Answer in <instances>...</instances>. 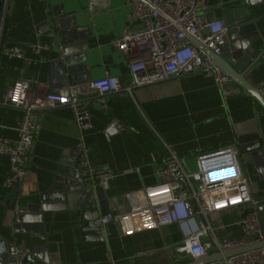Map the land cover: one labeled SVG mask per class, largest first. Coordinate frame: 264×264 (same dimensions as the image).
<instances>
[{"label":"crops","instance_id":"0c3cea01","mask_svg":"<svg viewBox=\"0 0 264 264\" xmlns=\"http://www.w3.org/2000/svg\"><path fill=\"white\" fill-rule=\"evenodd\" d=\"M208 20L224 18L240 0H207ZM258 28L264 25V0L247 6ZM132 0H110L106 9H89V0H8L5 19L0 1V136L9 141L18 138L17 128L23 111L5 103L7 89L17 81H27L31 89L71 93L53 81L51 62L60 47L50 49L52 38L47 25L56 21L77 23L86 33L77 43L83 53V74L90 81L104 76L118 77L127 86L130 76L124 54L115 46L123 30L135 29L131 19ZM234 23H238L232 14ZM261 17V18H260ZM4 20V22L2 21ZM230 30V29H229ZM1 31V30H0ZM264 33V32H263ZM19 48L11 49L9 44ZM239 40L230 31L223 52L229 53ZM44 47L35 51L33 45ZM264 39L256 43L261 51ZM17 47V46H16ZM252 82L264 84V63H260ZM232 86L240 87L232 81ZM242 89V88H241ZM227 99L222 97L215 80L202 73L172 78L133 89L131 93L109 96L107 108L92 105L91 127L80 130L74 112L68 106H57L40 114L38 131L30 155L28 173L19 185L20 202L39 203L43 193L51 191L59 167L73 169L81 160L84 148L90 165L110 171L113 177L107 189L98 181L93 186L92 206L103 220L102 238H86L81 230L79 211L68 207L43 214V233L15 231L5 186L10 171L8 155L0 153V236L8 246L31 251L39 245L40 253L48 252L50 264H183L190 261L181 249L183 235L177 224L122 234L112 218L129 210L126 194L157 183L160 160L169 150L183 160L188 170L197 169V154L232 147L241 135L257 133L264 139V106L242 89ZM243 174L250 180L254 197L264 199V156L255 155L239 161ZM62 175V174H61ZM62 177H64L62 175ZM241 208H231L209 215L219 238H238L245 232L238 222ZM44 238H41L40 236ZM41 264H44L41 262Z\"/></svg>","mask_w":264,"mask_h":264},{"label":"built area","instance_id":"2783aa9c","mask_svg":"<svg viewBox=\"0 0 264 264\" xmlns=\"http://www.w3.org/2000/svg\"><path fill=\"white\" fill-rule=\"evenodd\" d=\"M5 19L8 0H0ZM110 0H89V9H106ZM131 19L138 23L135 29H124L115 41L127 63L130 83L124 86L118 77L106 75L90 81L91 93L79 95L46 92L38 94L27 81H17L5 93V103L23 111V119L17 128L18 138L9 141L0 136V153L9 156L10 171L5 182L8 190L19 186L26 178L30 155L38 131L40 114L57 106H68L74 112L80 130L91 127L92 105L107 108L109 96L114 93H131L133 89L193 73L212 77L222 97L241 94L240 87L232 86V79L217 67L205 51L193 43L196 39L217 55L223 53L229 28L224 18L208 20L207 0H132ZM4 22V20H2ZM4 23L0 29L2 40ZM35 51L44 49L33 45ZM264 60V44L262 48ZM264 97V84L258 88ZM79 167L85 180L107 189L113 177L107 170L92 167L86 158ZM197 169L188 170L179 155L169 150L161 158L157 171V183L129 192L126 200L129 210L112 218L122 234L144 229H156L167 224L178 225L183 241L180 249L190 258L222 251L227 248L249 246L264 241V222L258 219L250 180L243 174L238 154L232 147L197 154ZM234 165V175L208 180V173ZM231 190L228 197L214 195L221 187ZM246 191L248 199L234 197ZM241 208L238 222L245 234L238 238H219L216 227L209 219L213 212ZM103 222V220H102ZM199 247L200 251L194 249ZM25 249L10 253L13 260L24 256ZM212 264H264V247L248 250Z\"/></svg>","mask_w":264,"mask_h":264},{"label":"water","instance_id":"95a60500","mask_svg":"<svg viewBox=\"0 0 264 264\" xmlns=\"http://www.w3.org/2000/svg\"><path fill=\"white\" fill-rule=\"evenodd\" d=\"M240 3L242 5L231 7L226 11L227 26L230 29L231 39H237L239 43L246 42L247 47L239 48L235 46L229 53L223 52L221 55H217L196 39L192 38V41L202 48L214 64L226 73L232 81L240 85L246 93L255 97L264 106V97L252 82L254 72L259 70L258 65L264 63L263 52L255 46L258 40L264 39V25L258 28L248 12L247 6L255 3V0H240ZM232 14L238 18V23H234L235 17ZM47 26L46 33L52 38L50 49L55 51L56 45L60 47L59 52L56 53V58L51 62L53 81L58 83L59 88H69L72 92L81 94L86 93L84 82L87 80V75L80 73L84 69L85 57L83 53L78 51L79 45L77 43L86 33L79 32L75 22L56 21L54 24H48ZM9 47L14 50L16 48L20 49L18 45L13 43L9 44ZM237 141L236 144L232 145V148L237 152L239 161L241 157L248 161L255 155L264 156V139L257 133L241 135L237 138ZM82 158H84V155ZM79 162L77 160L73 169L59 167L51 191L43 193L39 203L29 202L23 204L20 202L19 186L10 190L9 208L13 213L17 233L22 231L43 233V214L68 207L72 211H79L82 219L80 228L82 231L87 232L85 233L86 238H102L104 228L102 217L99 211L92 206L95 198L94 188L82 175ZM255 209L262 224L264 222V199L257 202ZM40 237L44 238L43 236ZM260 247H264V241L193 257L183 264H212L226 257ZM16 249L17 247L14 245L8 246L5 239L0 236V264H41V262L50 264L51 262L48 252L43 255L40 253L39 245H34L31 251H26L23 257L13 260L10 253Z\"/></svg>","mask_w":264,"mask_h":264},{"label":"clouds","instance_id":"9594fccd","mask_svg":"<svg viewBox=\"0 0 264 264\" xmlns=\"http://www.w3.org/2000/svg\"><path fill=\"white\" fill-rule=\"evenodd\" d=\"M237 47L239 48H244L247 47L246 42L245 43H238ZM234 175V165L233 166H229L226 169L223 170H219V171H211L208 173V180L212 181V180H217L218 178H222V177H230ZM230 189L227 187V184L224 187H221L219 189V191L217 193H214V195H223L224 197H228L229 193H230ZM241 198H243L244 200L248 199V195L246 193V191L241 192V195H237L234 197L235 200L239 201ZM26 219H28V217H26ZM195 252H199L200 248L197 247L194 249Z\"/></svg>","mask_w":264,"mask_h":264}]
</instances>
